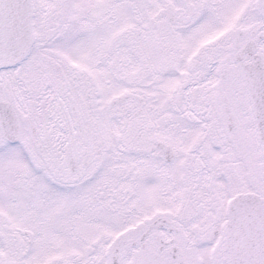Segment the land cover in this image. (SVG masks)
I'll return each mask as SVG.
<instances>
[{
    "label": "snow or ice",
    "instance_id": "1",
    "mask_svg": "<svg viewBox=\"0 0 264 264\" xmlns=\"http://www.w3.org/2000/svg\"><path fill=\"white\" fill-rule=\"evenodd\" d=\"M0 264H264V0H0Z\"/></svg>",
    "mask_w": 264,
    "mask_h": 264
}]
</instances>
